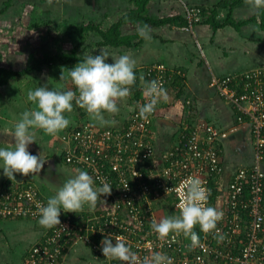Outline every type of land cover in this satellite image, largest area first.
Returning a JSON list of instances; mask_svg holds the SVG:
<instances>
[{
    "label": "crops",
    "instance_id": "obj_1",
    "mask_svg": "<svg viewBox=\"0 0 264 264\" xmlns=\"http://www.w3.org/2000/svg\"><path fill=\"white\" fill-rule=\"evenodd\" d=\"M5 1H8V4L0 15V30L10 33L11 38L7 41L0 35V44L3 47L0 51L3 57L0 64L3 65L0 66L15 70V60L27 62L31 52L55 54L73 48L77 60L98 54L99 48H106L111 55L117 57L130 55L136 61L134 71L138 72L155 63H163L168 68L170 80L165 87L167 98L158 103L151 128L157 151L161 152L177 144L178 133L184 122L204 120L213 123L221 132L223 182L237 167L252 162L253 148L248 127L237 124L233 108L225 104L210 82L213 77L240 74L264 65V29L259 25V20L248 21L259 11L264 12V7L255 10L250 6L249 0H144L146 15L153 20L172 15L184 17L185 6H190L200 8L203 12L206 10L203 14L200 13V19L204 21L188 29L174 23L153 25L156 24L153 21L149 24L150 39H145L137 34V28L143 25L128 17L120 26V35L125 37V42L120 46L106 47L101 45L102 37L96 30L83 32L81 35L76 28L89 23L106 30L121 17L128 16L131 10H136L137 0H37L35 5L31 4L34 0H0V9ZM226 2L229 3L225 4ZM15 5L19 6V14L11 10ZM215 6V18L220 20V23L226 18L229 10L230 19L234 24L243 23L238 26L231 23L213 26L209 10ZM57 32L60 33L57 35L59 37H52ZM9 42L13 47L5 54L2 51ZM76 63L78 62L72 65ZM66 65L70 64H62ZM178 73L183 75L180 86L172 82L173 78H179ZM52 75L58 77L56 72ZM9 84L0 87V147H12L11 132L15 123L24 111L35 108V105L27 100L28 90L15 92L10 90ZM61 84L62 82H57V85L53 82L52 87H59ZM39 86L40 84H32L31 89ZM47 87L51 88L50 85ZM134 107L128 97L120 103L119 113H105L107 122L101 123L88 113L83 115V118L73 103V111L65 113L70 120L68 127L55 135H48L41 129H33L37 142H33L29 150L33 154L41 152L47 159L46 163L57 167L56 171L51 167L55 177L60 173L62 178H71L80 169L69 166L63 160L69 131L83 119L100 128H121ZM243 126L244 129L240 128ZM240 141L245 143L242 153L238 152L237 143ZM15 176L16 178L11 180L2 174L0 169V190L17 180H30L35 177L41 185L43 184V187L39 186L41 190L35 185L44 193L41 192L47 202L58 189L48 185L51 180L46 179L43 173L28 176L17 173ZM106 202V197L102 196L95 207L85 205L83 210L101 209ZM218 203L220 204L221 200ZM45 232L46 228L39 224V219L0 217V264H23L28 249L43 237ZM13 256L18 258L16 262ZM59 264H102V260L81 242L71 245L63 253Z\"/></svg>",
    "mask_w": 264,
    "mask_h": 264
},
{
    "label": "built area",
    "instance_id": "obj_2",
    "mask_svg": "<svg viewBox=\"0 0 264 264\" xmlns=\"http://www.w3.org/2000/svg\"><path fill=\"white\" fill-rule=\"evenodd\" d=\"M200 13V8L185 6L188 23L184 29L199 21ZM136 76L142 93L138 99H132L133 92L129 97L135 107L126 118L125 129L100 128L83 119L66 137L64 162L87 171L97 186L103 180L112 187L111 194L105 196L106 205L78 214L61 211V224L46 228L43 237L28 249L23 264H59L63 253L78 242L102 254L101 240L108 234L123 238L140 261L153 252H162L172 257L173 264H264V66L211 79L210 85L231 103L237 124L248 127L253 148L250 170L237 167L225 182L221 132L212 123H183L186 152L178 144L157 151L151 128L158 104L147 119L139 115V106L146 102L145 82L156 80L165 89L170 78L168 68L155 63ZM190 176L204 182L210 206L220 211L229 207L231 212L230 217L223 215L221 224L218 222V234L194 228L200 238L195 247L182 233H170L162 240L151 229V222L158 221L155 205L159 200L169 197L180 214L176 189ZM10 185L0 190V217L39 219L37 206L45 205L46 200L36 185L29 180ZM223 187L225 193L221 195ZM245 187L250 196L237 208ZM113 262L121 264L107 260L108 264Z\"/></svg>",
    "mask_w": 264,
    "mask_h": 264
},
{
    "label": "clouds",
    "instance_id": "obj_3",
    "mask_svg": "<svg viewBox=\"0 0 264 264\" xmlns=\"http://www.w3.org/2000/svg\"><path fill=\"white\" fill-rule=\"evenodd\" d=\"M250 6L259 10L264 0H249ZM137 34L150 39L148 25L137 28ZM111 58V62H109ZM136 61L127 54L114 56L106 48H99L98 54H91L71 67L67 76L62 72L59 80L70 78L74 90L49 88L41 85L27 92V100L35 108L26 110L15 123L11 132L12 147H0V169L9 179L19 173L24 176L39 174L46 160L41 152L33 154L29 147L37 142L33 129H41L48 135L58 134L70 124L65 113L73 111V102L100 121L106 123L105 113L117 114L120 103L132 95V86L136 83ZM78 92V95H77ZM143 96L146 102L139 106V115L147 119L156 105L167 98L162 85L151 80L145 82ZM112 187L101 180L96 186L94 177L87 171L78 170L56 190L55 195L47 199L45 205H38L39 224L44 228H53L61 224V211L80 213L84 206L95 207L102 196L110 195ZM179 195V216L164 217L151 222V229L160 239H166L170 233H182L190 238L191 247L199 245L200 238L194 228L198 225L204 233L218 234V222L223 213L208 204L209 190L204 182L195 176L188 177L176 189ZM103 232V231H102ZM101 252L108 260H117L121 264H173L172 257L162 252H153L151 257L142 261L132 252L131 246L119 237L108 234L101 240Z\"/></svg>",
    "mask_w": 264,
    "mask_h": 264
},
{
    "label": "trees",
    "instance_id": "obj_4",
    "mask_svg": "<svg viewBox=\"0 0 264 264\" xmlns=\"http://www.w3.org/2000/svg\"><path fill=\"white\" fill-rule=\"evenodd\" d=\"M145 3H146V1H144V0H137L136 1V5H137L136 10H134V9L131 10L129 12L128 16L126 15V17L125 16L121 17L117 22L112 24L106 30H102L100 28H97V27L92 26L91 24L87 23V25H79L76 28V31L79 34L82 35L83 32L86 33L87 31L96 30L100 34V36L102 37L101 45L106 46V47L107 46H112L113 47V46H120V45H122L123 42H125V37L120 35V26H121V24L124 21H126V19L128 17L133 19V20H136V22H139L140 25H148V26H149V24L153 23V21L156 22V24H153V25L164 24V23H170V24L174 23V24H177V25H180V26H183V27L186 26L187 23H188V21L185 18V16L183 17V16H180V15H174V16L172 15V16H168V17H165V18H160V19H157V20H153L149 16L146 15V12H145V9H144ZM228 3L229 2H226L225 4H228ZM216 11H217V6L213 7L211 10H209L210 18H211L210 22H211V24L213 26L216 25V27H217V26H224V25L230 24V23L234 24L232 22V19H230L231 18L230 17L231 10L228 11L226 18L221 23L219 22L220 20L217 21L216 18H215L216 14H217ZM204 12H203V10H201V14H203ZM258 20H259V25L261 26L262 29H264V12H262V11L260 12L259 11L257 13V15H255L252 18L248 19L249 22L250 21H258ZM203 21L204 20H202V19H200L199 21H195V22L192 23V26H194L195 24H198V23H203ZM248 21H246V22H248ZM241 23H243V22H240L239 24H241ZM239 24L235 23L234 26H238ZM75 56L76 55H75V52H74V48L71 49V50H68V51L57 52L55 54H40L38 52H31L29 54V56H28V60H29L28 64L22 70H19V71L11 70V69H7L5 67L0 66V87L8 84L14 78L26 75V74H28V73H30L32 71H41L44 66H46L48 68H51V67H54V66H57V65H61V64H70V66H71L72 63L81 61V60H77ZM135 73L137 75L138 71H135ZM168 74H169V71H168ZM169 76H170V74H169ZM177 76L179 78H177V79L173 78L172 82L174 84L180 86L182 78H183V75H181V73H178ZM136 77H137L136 83H135V85L132 86V92H133L132 99L133 98L134 99H138L141 96V93H142L141 89H140V87L138 85L139 78H138V76H136ZM169 80H170V78H169ZM73 88H74L73 90L75 91L76 89H75L74 85H73ZM73 103L75 104V102H73ZM76 106H77L78 111L80 112V114L84 118L85 116H83V115L87 114L86 110L80 108L78 105H76ZM81 121H83V120H81ZM79 124H77V126ZM188 126H189V129H190L191 125L188 124ZM122 127H123V129H125L127 127L126 122L123 123ZM107 128H112L113 130L118 129V128H115V127H107ZM189 129H187V130H189ZM179 132H181V133H180V135L178 133V142H177V144H178L180 150L184 153L187 150H185V145H184V142H183L182 135H186L187 131H183V130L180 131L179 130ZM222 148H223V146H222V143H221L220 146H219L220 155L221 156H223ZM251 166H252V162L250 164L246 165L245 167H246V169L250 170ZM262 166H264V164ZM262 179H263V181H262L263 182V192H262L263 195L262 196H263V199H264V177ZM29 181H31V180H29ZM213 194L216 195V191H214ZM248 196H250L249 193H248V188L245 187L244 190H243V196L240 199L238 198L237 208L241 207V204L244 201V198L248 197ZM161 200H164V199H161ZM161 200H159V202ZM168 200H171V199L168 197ZM158 203H156V205ZM225 204H226V202H225ZM156 205H155V209H156ZM240 210H241V214H244V211L242 209H240ZM221 212L223 213L224 217H230L231 216V212H230V208L229 207H227L226 209H221ZM158 218H159V216H158ZM221 223H222V220L219 221V224H221ZM195 228L196 229H200L198 225ZM244 236H245V234L242 233L241 234V238H244ZM114 263H116V262H113L112 264H114ZM104 264H108L107 261Z\"/></svg>",
    "mask_w": 264,
    "mask_h": 264
},
{
    "label": "rangeland",
    "instance_id": "obj_5",
    "mask_svg": "<svg viewBox=\"0 0 264 264\" xmlns=\"http://www.w3.org/2000/svg\"><path fill=\"white\" fill-rule=\"evenodd\" d=\"M32 5L35 3L34 2H37V0H34V1H31ZM8 4V1H5L3 3V7L0 9V15H2V12L3 10L5 9L6 10V7ZM4 10V11H5ZM11 10H13L15 12V14H19V6L15 5V8H12ZM9 10V11H11ZM18 16V15H16ZM5 29V27H4ZM1 31V30H0ZM53 33H54V30H53ZM0 35L2 36V38L4 40H7V41H10L9 39L11 38L10 36V33H6V31H1ZM12 35V33H11ZM57 35H60V33H56L54 34L52 37H59ZM59 43V41H57ZM11 42H9L8 46H6V48L3 49V53H7L8 52V49L12 48L13 45ZM2 45L0 44V51L2 50ZM2 55L0 53V63H1V60H2ZM4 61V60H3ZM28 61L26 62V60H15V64H14V69L19 71L18 69L22 70L24 69L27 64H28ZM159 63V62H158ZM157 63V64H158ZM0 65H3V64H0ZM74 65H66V66H62L61 65H57V66H54V67H51V68H48L46 66L43 67V69L41 71H32L24 76H20V77H17V78H14L12 79L10 82V90H14L15 92L17 91H21V90H29L31 89L32 87V84H40L41 85H44V86H47V85H50L51 88H60V89H63V90H73V84L70 82L71 79L68 78V79H65V80H59L60 79V76L62 74V72L64 73L65 76H67L68 72L70 71L71 67H73ZM259 66H264V65H259ZM62 68V69H61ZM247 71V70H246ZM53 72H56V75L58 77H54L52 75ZM245 72V71H244ZM57 78H59L58 80H56ZM62 82V84L59 86V87H52V83L54 82L56 85H57V82ZM219 95V94H218ZM220 96V95H219ZM221 97V96H220ZM222 98V97H221ZM223 99V98H222ZM223 101L225 102V104H227L229 107L231 106V103L226 100V99H223ZM132 102V101H131ZM1 114V113H0ZM87 120V119H86ZM206 122V121H205ZM211 123V122H209ZM213 124V123H212ZM183 125V124H182ZM237 146L239 147V151L240 153L244 152V149H245V143L244 141H240L239 143H237ZM60 161V160H59ZM55 169V171L57 170V167L54 166L52 163H45V166L43 168V170H46L48 172V174L52 176V179L50 181V183L48 184L50 187H57L58 189L63 185V183L69 179L70 177L68 176H64V178H62L60 175V173L57 174V176L55 177V172L53 173V169ZM22 180H27L26 178H23V179H20V180H17L15 182H12L10 186L16 184L18 181H22ZM31 182H33L34 184L37 185V187L40 189L39 186H42L40 183H39V180H37V178L33 177L32 179L30 178ZM41 183H43L41 181ZM43 187V186H42ZM225 187L221 188V195H223V193H225V190H224ZM41 190V189H40ZM42 192V191H41ZM43 193V192H42ZM44 194V193H43ZM156 214H157V217L159 216L158 218V221L164 217H170V216H179V214L176 212V209L174 208V206L171 204V201L167 199L166 200H161L157 205H156ZM78 243H81V242H78ZM84 244V243H83ZM74 245V244H73ZM87 245V244H85ZM89 248L90 246L87 245ZM91 249V248H90ZM92 250V249H91ZM93 251V250H92ZM93 253L95 255H97L98 257H100V259L102 260V264L106 263V261L108 260L107 258H105L103 256V254L101 253H95L93 251ZM12 258V257H11ZM13 259L14 261L16 262V259H18L16 256H13Z\"/></svg>",
    "mask_w": 264,
    "mask_h": 264
},
{
    "label": "water",
    "instance_id": "obj_6",
    "mask_svg": "<svg viewBox=\"0 0 264 264\" xmlns=\"http://www.w3.org/2000/svg\"><path fill=\"white\" fill-rule=\"evenodd\" d=\"M240 128H245V126H243V127H240ZM40 173H43V175L46 177V179H48V180H51L52 179V176H51V174L49 175L48 174V172L46 171V170H41V172Z\"/></svg>",
    "mask_w": 264,
    "mask_h": 264
}]
</instances>
